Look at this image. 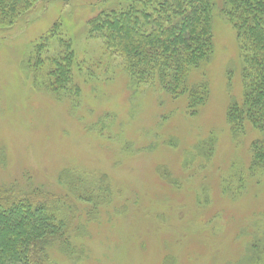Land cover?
Returning <instances> with one entry per match:
<instances>
[{"label": "rangeland", "instance_id": "1", "mask_svg": "<svg viewBox=\"0 0 264 264\" xmlns=\"http://www.w3.org/2000/svg\"><path fill=\"white\" fill-rule=\"evenodd\" d=\"M124 2L35 0L0 17V189L70 201L66 238L49 241L43 264H264V168L249 170L261 135L226 119L244 90L231 23L216 5L212 53L193 78L208 99L191 115L183 99L130 85L90 33V18ZM66 44L73 84L60 99L47 60ZM73 171L101 190L71 196L60 177Z\"/></svg>", "mask_w": 264, "mask_h": 264}, {"label": "trees", "instance_id": "2", "mask_svg": "<svg viewBox=\"0 0 264 264\" xmlns=\"http://www.w3.org/2000/svg\"><path fill=\"white\" fill-rule=\"evenodd\" d=\"M34 1L0 0V17L17 18ZM218 4L240 42L244 82L242 99L229 103L226 119L233 132H243L248 124L260 133L251 143L249 170L255 173L264 168V0H125L118 8L100 11L87 25L122 62L130 85L183 99L194 115L208 99L206 81L193 78L211 56L212 15ZM61 53L47 60L54 68L46 76L51 78L46 89L60 99L73 84L74 63L69 44ZM60 181L77 198L89 199L101 190L94 179L74 171ZM11 190L0 189V264H43L49 241L66 238L70 201L37 188ZM95 197V203L102 200ZM258 246L264 251L263 243Z\"/></svg>", "mask_w": 264, "mask_h": 264}]
</instances>
